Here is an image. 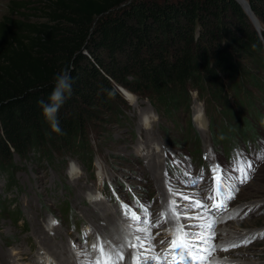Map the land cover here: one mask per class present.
Instances as JSON below:
<instances>
[{"label": "rangeland", "instance_id": "obj_1", "mask_svg": "<svg viewBox=\"0 0 264 264\" xmlns=\"http://www.w3.org/2000/svg\"><path fill=\"white\" fill-rule=\"evenodd\" d=\"M13 1L0 0V20L9 13ZM33 4L37 6V1ZM24 14L27 21L43 20L35 8ZM255 18L258 22L252 23L264 46V21ZM193 29L199 37V23ZM248 65L264 83V70L256 69L252 62ZM107 78L122 98L116 96L108 108L102 107L87 121L83 133L84 144L91 149L90 161L83 147L68 148L60 141H47L28 147L23 154L13 151L11 162L1 163L0 264H67L70 259L89 264L99 256L93 244L119 247L117 244L143 236L138 228L155 237L150 242L154 251L145 254L163 256L181 224L209 222H214L216 233V251L209 264H264V160L257 159L264 153V93L252 88V112L246 108L238 112L235 96L225 89V113L230 112V125L238 133L232 140L229 136L226 139L228 118L219 112L225 110V102L210 96L206 89L188 85L184 101L166 115L161 105L158 109L154 106L150 91H129ZM125 79L131 80V76L127 74ZM242 117H247L254 129L253 133L245 132L246 139L241 138ZM238 158L251 160L255 166L251 180L242 185L229 179L237 175L234 166ZM217 164L223 167L226 178L220 185V198L212 191L211 168ZM229 184L234 187L229 188ZM230 191L235 198L227 208H215L216 200L227 199ZM197 200L205 207H197ZM173 201L179 205V218ZM132 214L144 222L132 220ZM183 214L193 219H184ZM110 226H114V233ZM246 239L251 243L243 245ZM232 244L241 246L231 248ZM124 249L133 257L142 251Z\"/></svg>", "mask_w": 264, "mask_h": 264}, {"label": "trees", "instance_id": "obj_2", "mask_svg": "<svg viewBox=\"0 0 264 264\" xmlns=\"http://www.w3.org/2000/svg\"><path fill=\"white\" fill-rule=\"evenodd\" d=\"M35 1L37 6L14 0L0 20V167L11 162L13 151L23 154L47 141L83 147L90 161L83 133L87 121L116 96L122 98L107 76L129 91H150L152 103L166 115L184 101L188 85L206 89L222 103L229 90L238 112H252V88L264 93V83L248 65L264 70V46L238 0ZM246 1L264 21V0ZM34 8L42 21L26 20L24 12ZM64 69L71 73L72 94L59 109L57 133L40 102L50 103L54 77ZM223 104L219 112L227 119ZM229 120L226 139L234 140L238 133ZM242 124L246 139L245 132L254 129L247 117Z\"/></svg>", "mask_w": 264, "mask_h": 264}, {"label": "snow or ice", "instance_id": "obj_3", "mask_svg": "<svg viewBox=\"0 0 264 264\" xmlns=\"http://www.w3.org/2000/svg\"><path fill=\"white\" fill-rule=\"evenodd\" d=\"M257 159L264 160V153L258 155ZM234 170L237 173L235 177H229V179H235L239 184H245L252 178L251 173L254 172V162L251 160L237 159ZM203 178V171L201 172V179ZM211 179L213 182L212 191L215 193V197L220 198L222 196L220 185L225 181L224 169L221 165L217 164L211 168ZM229 188L234 187L229 184ZM238 192L239 188H235ZM184 200L191 202V198L188 196L182 197ZM235 198V193L230 191L227 199H217L213 205L217 209H226L230 200ZM213 199V197H209ZM197 207H205V205L197 200L194 202ZM175 205L174 211L179 218L182 214L179 211V205L177 201L172 202ZM146 210V209H145ZM132 220L143 223L144 221L139 215L132 214L130 216ZM184 219H193V217L183 214ZM201 217H195L200 219ZM214 222L206 224L184 225L181 224L175 229V234L169 242L168 249L165 250L163 256L161 255H146L145 253L154 251L155 246L150 242L155 239L150 231L144 228H138L137 232H143V236H135L134 240H127L119 247L113 246L112 248H106L105 244L101 242L99 245L93 244L94 251H99V256L90 260L89 264H121L125 259L124 248L141 249L139 256L133 257L132 264H209V257L216 251V245L213 243L216 237L214 231ZM194 228L203 229V231H193ZM163 243V241H162ZM251 243L250 240H244L243 245ZM146 244L148 247H146ZM239 244L230 245L231 248L240 247ZM227 251V249H224ZM171 256V260H169Z\"/></svg>", "mask_w": 264, "mask_h": 264}, {"label": "clouds", "instance_id": "obj_4", "mask_svg": "<svg viewBox=\"0 0 264 264\" xmlns=\"http://www.w3.org/2000/svg\"><path fill=\"white\" fill-rule=\"evenodd\" d=\"M55 87L50 97V103L40 102L45 118L50 122L54 132H61L58 113L67 98L72 94V78L69 70L64 69L55 77ZM112 95V93H110Z\"/></svg>", "mask_w": 264, "mask_h": 264}, {"label": "bare ground", "instance_id": "obj_5", "mask_svg": "<svg viewBox=\"0 0 264 264\" xmlns=\"http://www.w3.org/2000/svg\"><path fill=\"white\" fill-rule=\"evenodd\" d=\"M97 211V210H96ZM94 212V211H93ZM107 217V219H109L110 217H109V215H107L106 216ZM112 219V218H111ZM111 219H109V220H111ZM97 223V222H96ZM114 223V222H113ZM99 224V223H98ZM103 225V224H102ZM101 227V226H100ZM104 227V226H103ZM113 228H114V226H110L108 229H111V232H113L112 230H113ZM100 229V228H99ZM115 229V228H114ZM117 231V230H116ZM42 232V231H41ZM110 232V233H111ZM114 233V232H113ZM111 235V234H110ZM114 235V234H113ZM42 237V236H41ZM110 237V236H109ZM113 239V238H112ZM114 240V239H113ZM113 240H111L110 239V242H112ZM116 242H118L117 240H116ZM118 246H120V244H117ZM53 247V246H52ZM59 249V248H58ZM61 249V248H60ZM51 250V249H50ZM54 250V249H53ZM63 251V250H62ZM61 251V252H62ZM124 251V256H125V259L121 262V264H132V262H133V253L129 250V249H124L123 250ZM3 253V252H2ZM4 253H7V252H4ZM8 254V253H7ZM58 254V253H57ZM56 254V255H57ZM6 255V254H5ZM60 255V254H59ZM5 257V256H4ZM22 257H24V255L22 254V255H20V259H22ZM68 258V257H67ZM75 260V259H74ZM13 261V260H12ZM11 264V263H10ZM67 264H80L78 261H72L71 259H70V262H67Z\"/></svg>", "mask_w": 264, "mask_h": 264}, {"label": "water", "instance_id": "obj_6", "mask_svg": "<svg viewBox=\"0 0 264 264\" xmlns=\"http://www.w3.org/2000/svg\"><path fill=\"white\" fill-rule=\"evenodd\" d=\"M238 1L243 5V7H244L246 13L249 15L251 21L254 24H256L258 21L256 20L255 15H254L253 11L251 10V8H250L249 4L247 3V1L246 0H238Z\"/></svg>", "mask_w": 264, "mask_h": 264}]
</instances>
